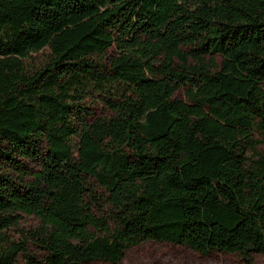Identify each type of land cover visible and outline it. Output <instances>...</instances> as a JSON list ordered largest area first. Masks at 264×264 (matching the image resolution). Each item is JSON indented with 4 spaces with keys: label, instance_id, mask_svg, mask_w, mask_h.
Instances as JSON below:
<instances>
[{
    "label": "trees",
    "instance_id": "trees-1",
    "mask_svg": "<svg viewBox=\"0 0 264 264\" xmlns=\"http://www.w3.org/2000/svg\"><path fill=\"white\" fill-rule=\"evenodd\" d=\"M147 242L264 254V0H0V264Z\"/></svg>",
    "mask_w": 264,
    "mask_h": 264
},
{
    "label": "rangeland",
    "instance_id": "rangeland-1",
    "mask_svg": "<svg viewBox=\"0 0 264 264\" xmlns=\"http://www.w3.org/2000/svg\"><path fill=\"white\" fill-rule=\"evenodd\" d=\"M174 98L186 101L183 89L177 91ZM96 113L97 116L105 115L100 108L96 110ZM246 155L247 157H251L252 153L247 152ZM35 224L36 221L33 219H28L25 222L27 226ZM88 264L104 263L91 262ZM118 264H264V254L254 256L250 263L235 254L214 252L202 255L184 247L166 243L147 242L127 251Z\"/></svg>",
    "mask_w": 264,
    "mask_h": 264
}]
</instances>
